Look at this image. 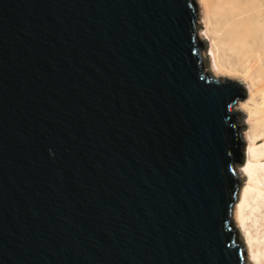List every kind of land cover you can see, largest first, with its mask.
<instances>
[{
	"label": "water",
	"instance_id": "water-1",
	"mask_svg": "<svg viewBox=\"0 0 264 264\" xmlns=\"http://www.w3.org/2000/svg\"><path fill=\"white\" fill-rule=\"evenodd\" d=\"M197 0H0V264H249V86L208 72Z\"/></svg>",
	"mask_w": 264,
	"mask_h": 264
},
{
	"label": "bare ground",
	"instance_id": "bare-ground-1",
	"mask_svg": "<svg viewBox=\"0 0 264 264\" xmlns=\"http://www.w3.org/2000/svg\"><path fill=\"white\" fill-rule=\"evenodd\" d=\"M198 1L206 16L200 36L212 39L211 61L216 78L237 76L249 84V98L238 104L252 123L250 136L246 137V163L239 173L252 178L264 167V0ZM256 192L264 194L254 182L242 187L234 218L245 238L247 261L264 264V237L258 238L251 232L245 215Z\"/></svg>",
	"mask_w": 264,
	"mask_h": 264
},
{
	"label": "rangeland",
	"instance_id": "rangeland-1",
	"mask_svg": "<svg viewBox=\"0 0 264 264\" xmlns=\"http://www.w3.org/2000/svg\"><path fill=\"white\" fill-rule=\"evenodd\" d=\"M199 3V11H200V17H198V26H199V31L205 29V12L203 6H201L200 2L197 0ZM202 38V37H201ZM202 40H205L207 43L204 45V50L203 53L208 54V56H205V64H206V69L208 72H213L212 70V61L211 58L213 57L211 48H212V39L208 37L202 38ZM222 78H227V77H222ZM232 80L235 81H240L244 86H248L249 84H246L243 82V78H239L237 76H231ZM250 96V91L248 89V95L244 99L246 100ZM242 100V101H244ZM236 110H241L239 106L236 107ZM243 111V110H242ZM243 121L244 123L247 124V128L243 129V139L247 141L246 137L250 136V131L252 129V123L249 120V115L247 112L243 111ZM248 147V145H247ZM242 165H238V172L239 168ZM254 182L255 185H257L259 188L264 190V167L261 169L257 170L255 175L251 177H243L242 176V184H241V189L244 185ZM241 191V190H240ZM250 204L247 206V211H246V223H248V227L250 228L251 232L256 235L258 238H263L264 237V194H260L259 192H256L255 194L252 195L250 198ZM234 221L236 222L235 218ZM237 224V223H236ZM240 237L245 241V238L243 237V233L240 232ZM245 243V242H244ZM249 263V262H248ZM251 264V263H249Z\"/></svg>",
	"mask_w": 264,
	"mask_h": 264
}]
</instances>
